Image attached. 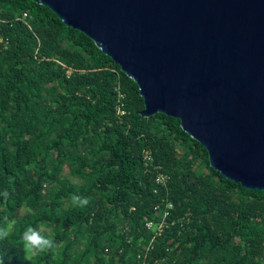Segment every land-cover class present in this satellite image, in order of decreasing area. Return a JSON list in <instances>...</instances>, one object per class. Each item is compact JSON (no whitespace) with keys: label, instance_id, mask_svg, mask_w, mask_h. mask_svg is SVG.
Returning <instances> with one entry per match:
<instances>
[{"label":"trees","instance_id":"trees-1","mask_svg":"<svg viewBox=\"0 0 264 264\" xmlns=\"http://www.w3.org/2000/svg\"><path fill=\"white\" fill-rule=\"evenodd\" d=\"M143 107L83 32L39 2L0 0L4 264H264V190L224 177L178 118ZM29 226L56 250L24 259Z\"/></svg>","mask_w":264,"mask_h":264},{"label":"water","instance_id":"water-1","mask_svg":"<svg viewBox=\"0 0 264 264\" xmlns=\"http://www.w3.org/2000/svg\"><path fill=\"white\" fill-rule=\"evenodd\" d=\"M83 32L178 118L209 165L264 190V0H33Z\"/></svg>","mask_w":264,"mask_h":264},{"label":"clouds","instance_id":"clouds-1","mask_svg":"<svg viewBox=\"0 0 264 264\" xmlns=\"http://www.w3.org/2000/svg\"><path fill=\"white\" fill-rule=\"evenodd\" d=\"M0 197H3L5 201L9 198V192L7 189L0 191ZM89 204L87 197L73 193L70 197V205L73 208L83 209ZM10 236V225L0 226V241H5ZM22 249L24 252V259L31 261L33 257L40 254L50 253L56 250L55 240L46 233L43 228L27 227L21 237ZM0 264H4L0 259Z\"/></svg>","mask_w":264,"mask_h":264},{"label":"built area","instance_id":"built-area-1","mask_svg":"<svg viewBox=\"0 0 264 264\" xmlns=\"http://www.w3.org/2000/svg\"><path fill=\"white\" fill-rule=\"evenodd\" d=\"M23 15L26 16V15H27L26 12H23ZM157 180L160 181V180H162V178L159 176V177L157 178ZM148 224H149V223H148Z\"/></svg>","mask_w":264,"mask_h":264},{"label":"rangeland","instance_id":"rangeland-1","mask_svg":"<svg viewBox=\"0 0 264 264\" xmlns=\"http://www.w3.org/2000/svg\"><path fill=\"white\" fill-rule=\"evenodd\" d=\"M71 179H72L73 181H76V179H75L74 177H71Z\"/></svg>","mask_w":264,"mask_h":264}]
</instances>
